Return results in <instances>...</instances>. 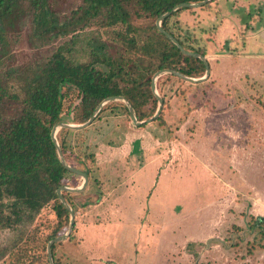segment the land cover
Returning <instances> with one entry per match:
<instances>
[{"label":"rangeland","instance_id":"rangeland-1","mask_svg":"<svg viewBox=\"0 0 264 264\" xmlns=\"http://www.w3.org/2000/svg\"><path fill=\"white\" fill-rule=\"evenodd\" d=\"M235 1L249 0H213L199 8H182L168 22L170 31L205 53L217 75L191 84L162 74L155 81L162 108L153 122L135 126L129 112L118 104L99 111L86 130L66 136L75 154L85 151L82 157L90 175L83 191L68 196L75 210L74 227L71 239L55 248L62 264L66 260L95 264L87 258L85 247L97 244L110 246L107 256L115 264H144L149 262V252L157 249L162 251L159 264H264V230L249 226L253 219L264 217V27H260L264 12L256 5L242 12V3ZM81 2L47 0V7L59 25L69 24ZM154 25L161 22L142 21L140 27L147 28L143 37L154 33ZM237 26L241 28L234 30ZM32 32L28 18L7 28L0 57L2 81L9 70L45 60L74 36L80 41L76 56L82 60L88 43L94 41L105 43L113 58L123 51L112 40V29L102 32L95 24L45 43L35 41ZM211 44L214 47L208 51ZM19 99L3 101L4 119L16 116ZM77 103L69 116L63 115L64 123L74 124ZM157 108L158 103L155 112ZM60 131L56 137H63ZM68 181L69 188H79L83 179L75 175ZM121 199L128 205L126 228L112 221L87 230L89 223L101 222L95 212L89 219L94 202L104 200L106 209L118 210L120 204L113 203ZM140 206L149 212L159 207L164 211L156 218L136 220L132 216ZM53 224L47 206L31 224L0 229V264L36 263L33 258L45 253L48 257L49 241L45 253L40 245ZM146 227L150 231L143 239L147 251L143 258L140 232L144 235ZM39 263H44L43 256Z\"/></svg>","mask_w":264,"mask_h":264},{"label":"trees","instance_id":"trees-1","mask_svg":"<svg viewBox=\"0 0 264 264\" xmlns=\"http://www.w3.org/2000/svg\"><path fill=\"white\" fill-rule=\"evenodd\" d=\"M202 1L82 0L73 12L72 21L59 25L51 16L47 0H0V57L3 56L1 49L7 44V28L20 18L30 20L32 38L38 42L45 43L95 24L102 32L112 29V40L123 47L113 58L105 43L94 41L88 43L82 60L76 56L80 41L74 36L55 48L45 60L25 69H11L4 81L0 79V229L15 230L31 224L50 206L54 224L40 245L42 253L46 252L48 241L66 229L69 212L60 202L57 190L70 187L68 180L75 174L60 163L50 134L55 125L63 122V115L71 114L74 102H78L72 113L74 124L88 121L96 107L111 97L124 98L132 106L137 121H143L154 114L157 106L151 90L155 73L174 71L189 78L203 76V61L181 53L155 25L151 28L154 33L148 37H143L146 26L140 27L142 21L159 20L180 4ZM175 12L160 20L163 32L171 35L186 52L205 56L203 51L194 49L169 30L168 22ZM166 76L177 78L171 74ZM14 97L20 100L17 114L6 120L2 115L3 101ZM118 104L128 113L121 102L108 103L100 113ZM60 132L63 137L58 135L56 139L65 163L89 178V165L82 157L85 151L77 155L66 142L67 135L82 131L61 129ZM72 161L78 167L70 164ZM61 195L75 212L68 198L70 192L61 191ZM249 226L264 230V217L253 219ZM57 245L53 244L50 249L53 264L61 263L60 257L55 256ZM41 256L43 264H49L46 253ZM40 258L35 257L36 263L28 264H40Z\"/></svg>","mask_w":264,"mask_h":264},{"label":"water","instance_id":"water-1","mask_svg":"<svg viewBox=\"0 0 264 264\" xmlns=\"http://www.w3.org/2000/svg\"><path fill=\"white\" fill-rule=\"evenodd\" d=\"M213 0H204L200 3H193V4H190V3H183V4H180L178 6H176L174 9H172L170 12H168L167 14L163 15L161 17L164 18L168 15H170L171 13L175 12L176 10L180 9V8H199V7H202L204 6L205 4L211 2ZM159 19V21L161 20ZM158 30L162 33L165 34V36L177 47V49H179V51L181 53H183L184 55H187V56H193V57H196L198 59H200L201 61L204 62V65H205V72H204V75L201 77V78H189V77H186V76H183L177 72H174V71H164V72H157L154 74L153 78H152V84H151V90L153 91V94L155 95V97L157 98V103H158V108L155 112V114L153 115L152 118L148 119L147 121H141V122H138L136 117H135V114H134V111H133V108L132 106L122 97H111V98H108V99H105L103 102H101L97 107L96 109L94 110L92 116L89 118L88 121H86L85 123L83 124H68V123H59L57 125H55L53 128H52V131H51V134H50V137H51V140L56 148V152H57V156L59 158V161L60 163L65 167L66 170H68L69 172L75 174V175H78L80 176L82 179H83V182H82V185L79 187V188H69V187H61L60 189L57 190V195H58V198L60 200V202L67 208L68 212H69V225H68V231L64 234V235H61L59 237H56L52 240L49 241L48 245H47V254H48V260H49V263L50 264H53V261H52V257H51V246L55 243H60V242H63L65 241L66 239L69 238L70 236V233H71V230L72 228L74 227V212L73 210L66 204L65 200L63 199L62 195H61V191H68V192H73V193H78V192H81L83 191L87 184H88V177L81 171L77 170V169H74L70 166H68L64 159H63V156H62V153H61V150H60V147H59V144H58V141L56 139V134L58 132V130L60 129H70V130H73V131H80V130H83L85 128H87L91 123L92 121L94 120V118L96 117V114L101 110V108L108 102H112V101H122L123 103L126 104V107H127V110L129 112V116H130V119L132 121V123L135 125V126H140L142 124H148V123H151L153 122L154 120L157 119V117L159 116L160 112H161V108H162V100L159 98V96L156 94L155 92V81L157 78H159L162 74H171L179 79H182L184 81H187L188 83H191V84H200L202 82H204L205 80L208 79L209 77V74H210V68H209V65L206 61V58L204 56H200L199 54H196V53H189V52H186L182 47L181 45L169 34L163 32V30L161 29V27L158 25L157 26Z\"/></svg>","mask_w":264,"mask_h":264},{"label":"crops","instance_id":"crops-1","mask_svg":"<svg viewBox=\"0 0 264 264\" xmlns=\"http://www.w3.org/2000/svg\"><path fill=\"white\" fill-rule=\"evenodd\" d=\"M234 4H236V5L241 4V8L240 9L242 10V12H244L243 10H246L247 11L250 7H253L255 5H256V7L259 10H263V12H264V0H249L246 3H244V1H241V2L235 1ZM236 20L238 21L237 18H236ZM260 23H261V21H260ZM245 26L246 25H244V27ZM260 27L263 28L264 27V24H261ZM239 28H241V27H239V26L233 27L234 30L235 29L236 30H239ZM210 46L211 47L208 48V51L210 50V48H213L214 47L213 44H211ZM206 56H207V60L211 59L210 52L208 53V55L206 53ZM208 65H209V68H210L209 77L211 78L213 76V74H216L217 75V73L214 71L215 68L213 67V65L211 63L210 64L208 63ZM219 73H221V72H219ZM150 187L151 186L148 185V188H150ZM103 203H104V200H102V201H96V202H94L93 205H91V206L89 205L92 208L91 211H90V213H89V215H88V216H90L89 219L90 218H93V213L95 212V214L97 215V217H100L99 220L101 222L98 225H95V223H89V225H88L89 228H87V230L88 229H101V228H97V227H101L102 225L110 224L112 221H116L119 226H125V228H126L127 227V224H125V222H128V221H124V220L125 219L126 220L128 219V217H126V214H127V211L128 210L125 209V204L126 203L123 201V199H121L120 201H117V203H113V205L120 204V206L122 208H119L118 210H116L115 208H113L111 210H108V209H106L107 203L104 206H103ZM156 203H157L156 201H153L154 206H155ZM158 203H161V202H158ZM122 204H124V205H122ZM140 204L141 203H139V205ZM109 207H107V208H109ZM126 207H128L127 204H126ZM156 209L157 210H155V211L149 212V211H145L146 209H143L140 206L138 213L137 214H134L133 216L131 215V216L134 217V218H136V220L143 219V218L150 219L151 216H154L156 218L157 216L158 217L160 216L161 211H164V209L161 208V207L156 208ZM147 230L148 229L146 227V230L144 231V235H143V233L140 232V236H141V239H142L141 240L142 248H143V239L144 240L146 239V232H147ZM148 231H150V230H148ZM100 232L101 231H97L96 232V235L99 236V233ZM85 248H86V252H88V254H89L87 256V258L89 259V261H92L95 264H115L107 256L108 254H107L106 251L110 249V246L108 244H97V245H94L93 247H90V248L89 247H85ZM142 248H141V250L145 252L144 255H142V257L144 258L145 255L147 254V251L144 248L143 249ZM161 253H162V251L159 250V249L154 250L152 252H149V259L147 260L149 262L144 261V264H159L160 263L159 256L161 255ZM66 263L69 264V262L67 260H66Z\"/></svg>","mask_w":264,"mask_h":264}]
</instances>
